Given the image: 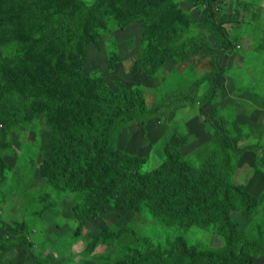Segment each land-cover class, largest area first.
<instances>
[{
  "label": "rangeland",
  "instance_id": "374dc122",
  "mask_svg": "<svg viewBox=\"0 0 264 264\" xmlns=\"http://www.w3.org/2000/svg\"><path fill=\"white\" fill-rule=\"evenodd\" d=\"M79 1L91 4L94 0ZM158 1L121 0L116 7L125 17L139 15L145 5ZM239 3L254 6V12L243 5L237 13ZM199 9L203 8L195 0H173V15L160 31L146 29L142 21L122 28L115 18L109 19L96 43L85 50L82 85L92 90L107 85L115 91L123 85L131 97L143 94L149 104L178 86L189 92L211 72L218 51L213 35L197 27ZM219 22L237 50L220 57L226 73L218 81L220 93L209 112L238 139L240 149L246 148L242 156L229 152L231 180L256 199L255 206L238 202L230 214L236 227L235 243L227 248L212 232L169 230L149 215L145 205L138 211H126L108 203L93 224L80 229L72 212L89 204L91 192L80 186L76 191H63L51 185L43 168L50 153L49 129L25 110L15 124H9L7 136L0 135V264H31V256L20 247L21 240L48 264H123L132 251L142 255L153 247L169 252L179 242L195 257L229 259L237 258L244 244H264L263 152L252 149L264 147V0H221ZM199 31L207 42L189 56L168 63L159 78L133 73L141 50L161 45L166 38L179 41ZM27 51L18 41L0 40L4 58V54L19 57L27 69L39 70L41 66L27 59ZM12 68L18 72L16 63ZM216 143L211 125L199 115V105L182 106L125 128L120 136L125 156L117 167L133 169L128 159L134 157L140 162L141 175L147 177L167 165L169 150L185 164L200 168ZM250 255L251 264H264V253ZM177 264L185 263L179 258Z\"/></svg>",
  "mask_w": 264,
  "mask_h": 264
},
{
  "label": "trees",
  "instance_id": "16d2710c",
  "mask_svg": "<svg viewBox=\"0 0 264 264\" xmlns=\"http://www.w3.org/2000/svg\"><path fill=\"white\" fill-rule=\"evenodd\" d=\"M120 1L0 0V29L5 32L0 31V40L24 44L27 59L41 66L39 70L27 69L19 57L4 54V58L0 52V135L7 136L9 124H15L25 110L43 120L50 134V153L43 168L51 185L63 191H76L80 186L91 192L89 204L72 212L80 229L93 224L108 203L126 211H138L145 205L149 215L165 228L183 233L192 229L212 232L230 248L237 239L231 212L238 202L255 206L256 199L231 180L229 152L242 156L246 148L240 149L238 139L209 112L220 93L218 81L226 73L220 57L237 50L219 22L221 0H195L203 8L199 9L197 27L209 31L218 47L211 72L189 92L178 86L151 104L143 94L131 97L123 85L116 91L107 85L92 90L81 83L85 50L96 43L109 19L115 18L122 28L142 21L146 29L160 31L173 15V0L149 3L139 15L125 17L117 11ZM243 5L254 12V6L239 3L237 13ZM206 42L202 31L179 41L166 38L161 45L139 52L133 73L159 78L164 66L189 56ZM14 63L18 72L12 70ZM196 104L200 117L211 125L217 138L203 167L187 165L167 150V165L147 177L141 175L140 162L134 157L128 159L133 169H118L125 156L120 148L125 128ZM252 149L263 152L260 165L264 167V147ZM20 247L31 256V264H48L26 240H21ZM150 248L142 255L132 251L123 264H177L179 258L185 264H251L250 254L264 253L262 243L244 244L238 257L229 259L195 257L182 242L169 252Z\"/></svg>",
  "mask_w": 264,
  "mask_h": 264
}]
</instances>
